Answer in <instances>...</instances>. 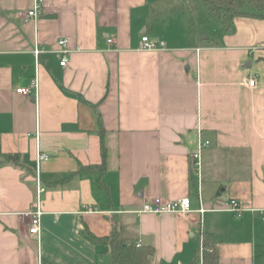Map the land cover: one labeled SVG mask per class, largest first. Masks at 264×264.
<instances>
[{"label":"crops","instance_id":"crops-1","mask_svg":"<svg viewBox=\"0 0 264 264\" xmlns=\"http://www.w3.org/2000/svg\"><path fill=\"white\" fill-rule=\"evenodd\" d=\"M178 2L0 0V152L20 160L0 162V264H112L86 233L114 225L152 248V264H189L203 235L220 264H264V18L208 32L205 7ZM143 35L163 48L141 50ZM35 76L36 94L15 92ZM198 139L209 141L200 171ZM37 151L49 156L39 236L28 216ZM156 197H188L193 211L140 212ZM230 200L239 214L223 209Z\"/></svg>","mask_w":264,"mask_h":264},{"label":"trees","instance_id":"trees-1","mask_svg":"<svg viewBox=\"0 0 264 264\" xmlns=\"http://www.w3.org/2000/svg\"><path fill=\"white\" fill-rule=\"evenodd\" d=\"M203 3L209 18L215 20L224 31H229L233 20L239 16H255L264 18V0H196ZM174 10L193 9L192 4L187 0H179L173 7ZM101 137L100 150L102 163L94 166L100 171L105 165V147ZM18 154H3L0 152V162L20 165ZM87 236L96 244L107 246L112 257V264H152L149 258L153 254L150 246H137L133 239L125 238L121 235L120 229L113 226L108 235L98 237L90 232ZM202 252L197 249L189 264H220L217 253L211 249L210 237L203 235ZM201 256V259H200Z\"/></svg>","mask_w":264,"mask_h":264},{"label":"built area","instance_id":"built-area-1","mask_svg":"<svg viewBox=\"0 0 264 264\" xmlns=\"http://www.w3.org/2000/svg\"><path fill=\"white\" fill-rule=\"evenodd\" d=\"M36 9L37 6L33 5V7L26 11H18L17 15L18 17L24 19L27 21L28 19L34 17L36 15ZM108 43H112V39H107ZM58 47H59V53L61 55V60L59 64L61 66H65L67 63V54L69 53L68 49V41L66 38L59 39L57 41ZM164 43H156L153 40H151L147 35H143L141 37L140 42V49L146 50V51H153L157 50L158 48H163ZM41 49L38 47H34L33 53L37 59V56L40 54ZM37 61V60H36ZM248 85L253 86L256 81L253 78L248 79L247 81ZM34 92L36 94L37 91V78L36 76L31 81V83L27 87H19L15 89L16 93L22 94V95H30L31 92ZM33 136L37 137V134H34ZM209 145V141L198 139L197 147L195 152L192 153L191 158L193 162V166L200 171L201 168V150L203 147H206ZM49 158V156L46 153L37 151L36 157H35V169H34V177H35V203L33 205V208L28 212V216L30 218V227H29V233L39 236L40 233V218L42 216V211L40 209V201L39 197L40 194L44 192V187L41 184L40 181V175H39V164L42 161H46ZM223 209L235 213H240L242 211V208L239 206L238 202L235 200H230L223 203ZM193 210L191 209V203L190 199L188 197H182L176 200H170V201H163L161 198L156 197L151 201L143 202L140 212L143 213H151V214H164V213H176L182 216H186ZM199 212H202L203 209L198 210ZM259 214L261 216L262 221H264V209L259 210ZM202 237L200 238V250H202ZM139 246V243L136 244ZM201 259V256H200Z\"/></svg>","mask_w":264,"mask_h":264},{"label":"rangeland","instance_id":"rangeland-1","mask_svg":"<svg viewBox=\"0 0 264 264\" xmlns=\"http://www.w3.org/2000/svg\"><path fill=\"white\" fill-rule=\"evenodd\" d=\"M198 3H199V5H200L201 7H204L202 2L198 1ZM199 5H198V6H199ZM194 13H195V14H193L194 16L192 17V19L195 20L196 22H197V20H200L201 24H203V21H202V19H203V15H204L203 8L198 9V10L195 11ZM204 22H205L204 25H205L206 30H207L208 32L211 31V30H213V29L217 26V22L214 21L213 19L209 18V17H207V18L205 19Z\"/></svg>","mask_w":264,"mask_h":264},{"label":"water","instance_id":"water-1","mask_svg":"<svg viewBox=\"0 0 264 264\" xmlns=\"http://www.w3.org/2000/svg\"><path fill=\"white\" fill-rule=\"evenodd\" d=\"M149 258H151V257H149Z\"/></svg>","mask_w":264,"mask_h":264}]
</instances>
